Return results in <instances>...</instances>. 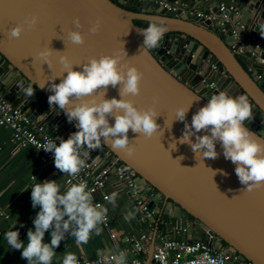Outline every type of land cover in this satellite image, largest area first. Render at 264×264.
<instances>
[{
	"label": "water",
	"instance_id": "obj_1",
	"mask_svg": "<svg viewBox=\"0 0 264 264\" xmlns=\"http://www.w3.org/2000/svg\"><path fill=\"white\" fill-rule=\"evenodd\" d=\"M219 1L182 0V3L197 10L213 8L220 14L216 6ZM31 15L39 17L38 24L31 29L24 25L21 37L9 40L7 30L23 24L25 17ZM76 17L83 25V45L67 40L68 31L76 30L73 24ZM153 17L165 19L168 31L158 47L143 52V37L138 30L146 27L134 20L149 21ZM230 17L235 19L236 29L264 40V0L248 1L238 15ZM97 19L101 21V29L90 34L88 29ZM220 23V19L190 17L183 9L169 11L156 0H0V94L11 98L14 104H21L32 118L50 121L53 131L62 127V135L75 127L58 108L49 106L48 96L52 93L39 88L51 75L62 77L60 56H67L74 69L80 70L90 58L120 54L122 63L135 66L143 74L140 94L126 99L141 109L153 106L154 98L158 99L155 107L160 113L157 123L161 130L151 139L138 138V134L129 130L133 140L130 146L135 148L133 155L102 144L118 157L123 167L137 173L140 184H149L157 191L154 197H149L150 206L156 211L151 219L156 229L148 261L152 259L158 235L183 230L186 240L198 241L208 233L220 247L222 240L228 243L229 250L240 259L264 264V188L245 191L235 174V165L224 158L219 144L217 159L195 157L189 145L179 143L184 123L174 121L178 107L192 104L186 117L191 123L192 115L213 94L220 91L233 96L243 94L252 105L253 115L245 125L254 138L264 142V83L257 77L264 74V66L248 47L246 56H237L233 51L237 40L232 36V25L227 26L230 30L226 32ZM49 47L53 50L51 68L37 59L38 52ZM256 53L264 56L260 50ZM59 82L57 78L56 83ZM29 84L35 91L32 97L21 91ZM100 96L98 93L97 97ZM113 97L120 98L119 86L108 87L105 98ZM203 134L202 131L200 135ZM192 139L195 141V137Z\"/></svg>",
	"mask_w": 264,
	"mask_h": 264
},
{
	"label": "clouds",
	"instance_id": "obj_2",
	"mask_svg": "<svg viewBox=\"0 0 264 264\" xmlns=\"http://www.w3.org/2000/svg\"><path fill=\"white\" fill-rule=\"evenodd\" d=\"M38 22L37 15L25 17L23 24L7 30V38L19 39L25 31L24 25L31 29ZM73 24L76 30L68 31L67 40L74 45H83V25L79 17L74 18ZM100 29L101 21L97 19L88 31L97 34ZM167 31L165 19L151 18L146 28L138 30L143 37L141 50L146 52L158 47ZM52 51L49 47L37 54V59L49 68ZM123 51L127 55L124 47ZM59 63L62 65V77L51 75L46 82L39 84V88H47L52 93L48 96L49 106L58 108L77 129L66 140L60 138L59 143L57 139L48 140L40 146L45 152L52 153L54 166L60 173L76 177L86 166L89 152L85 149L97 150L102 144L133 155L135 148L130 146L133 140L129 137V130L138 134V138L143 136L145 139H151L160 132L161 126L157 123L160 113L155 107L157 98H154L153 106L144 109L126 99L140 94L143 74L135 66L122 63L120 54L90 58L80 70L74 69L67 56H60ZM57 78H60L59 83H56ZM109 86H119V99L105 98ZM21 91L28 97L35 92L31 84L22 87ZM98 93H101L100 98ZM191 107L192 104L175 109L174 121L184 123L179 143L189 145L195 157L199 155L203 160L217 159L219 144L224 158L235 165V174L245 186V191L264 188V142L254 138L253 132L245 125V121L253 117L248 97L243 94L233 96L227 91L213 94L188 123L186 117ZM110 118L114 123L110 124ZM202 131L205 134L200 135ZM117 195L113 192L105 200L115 205ZM93 201V193L86 182L69 180L63 191L56 180L35 183L31 186V203L32 208H39V211L33 218L34 227L28 230L25 243L20 239L16 224H13L12 228L16 230H8L4 234L9 248L21 250V258L27 264H53L55 249L67 236L73 237L79 247L86 245L93 234H101L99 226L105 223L108 208ZM46 233H50L48 242L45 241ZM98 257L97 264H126L127 261L125 252L120 250L99 252ZM62 264H79V261L76 254L67 252Z\"/></svg>",
	"mask_w": 264,
	"mask_h": 264
},
{
	"label": "built area",
	"instance_id": "obj_3",
	"mask_svg": "<svg viewBox=\"0 0 264 264\" xmlns=\"http://www.w3.org/2000/svg\"><path fill=\"white\" fill-rule=\"evenodd\" d=\"M156 1L160 2L169 11L183 9V13L190 17H199L210 21L220 19V26L226 32L230 30L226 28L231 24L232 36L237 40V44L233 45L234 53L240 57L246 56L245 48L248 47V51L256 56V61L264 66V56L256 53V50L264 53V40H258L257 35L249 37L247 33L236 29L235 19L230 17V14L238 15L240 13V5L236 2L220 0L216 5L220 14H217L213 8L198 10L191 7L184 8L186 5L180 0L175 3L168 0ZM250 41H252V45H249ZM257 77L264 83V74H258ZM213 86L212 83L211 87ZM0 127H5L10 131L11 141L16 143L19 148L31 147L39 163L44 167H53L61 175L67 186L69 180L74 183L86 182L88 189L93 193L94 204L105 206L107 202L105 197L110 195L105 188L111 173L115 172L119 181L125 184L130 199L141 212L143 219L148 221L150 227L148 231L128 239L131 248H123L119 245L121 234L112 226L110 214L107 213V219L102 226L113 243L114 248L112 251L125 252L126 264H254L249 260L240 259L237 253L229 249L221 248L212 241V237L208 233H205L203 238L198 241L158 235L152 259L148 261L147 255L153 239L151 235L153 221L151 219L156 215L155 209L150 206L149 197L150 195H153V197L156 195L155 188H151L149 184H140L137 173L130 168L123 167V163L119 162L118 157L103 145L97 150L85 149L89 152L86 158V166L76 177H69L67 174L60 173L54 166L52 153L45 152L40 149V146L48 140L57 139V143H59V139H63L65 135L51 132L50 127L53 128V126L50 121L43 122L38 118H32L31 114L21 104H14L11 99L1 94ZM98 259V256L94 258L81 257L78 258V261L79 264H97Z\"/></svg>",
	"mask_w": 264,
	"mask_h": 264
},
{
	"label": "crops",
	"instance_id": "obj_4",
	"mask_svg": "<svg viewBox=\"0 0 264 264\" xmlns=\"http://www.w3.org/2000/svg\"><path fill=\"white\" fill-rule=\"evenodd\" d=\"M221 1L236 2L238 5L243 3L240 6V11H242L250 0ZM74 128L63 139L66 140L72 132H75ZM52 129L50 127L51 132ZM61 131L62 127H56L53 132L60 135ZM33 176L36 179H33ZM44 180H56L62 191L68 187L53 167H44L39 163L31 147L19 148L16 143L11 141L10 131L5 127H0V264H27V261L21 258V250L9 248L4 234L8 230L18 229L20 239L26 243L27 232L34 227L33 218L39 211V208H32L31 186ZM105 190L110 195L113 192L118 194L115 205L106 202L105 206L108 208L112 226L121 234L119 245L123 248H131L128 239L148 231L150 229L148 221L140 216L141 212L133 204L125 184L119 181L115 172L111 173ZM13 224H16V229L12 228ZM99 227L101 234L99 236L93 234L86 245L79 247L73 237L67 236L65 241H62L60 246L55 249L56 255L53 258V264H62L63 257L67 252L76 254L77 258H94L98 256L99 252H111L114 248L113 243L103 226ZM155 229L156 224L153 222L152 237H154ZM161 235L184 238L183 230L170 233L165 231ZM45 241H50V233L45 234ZM147 256L149 257V252Z\"/></svg>",
	"mask_w": 264,
	"mask_h": 264
},
{
	"label": "trees",
	"instance_id": "obj_5",
	"mask_svg": "<svg viewBox=\"0 0 264 264\" xmlns=\"http://www.w3.org/2000/svg\"><path fill=\"white\" fill-rule=\"evenodd\" d=\"M135 24L139 25V26H142V27H147L148 26V22L149 21H144V20H134ZM76 129V128H75ZM77 130V129H76ZM176 238H182L180 236H175ZM220 245V244H219ZM221 248H224V249H229V245L228 243H226L225 241H221Z\"/></svg>",
	"mask_w": 264,
	"mask_h": 264
},
{
	"label": "rangeland",
	"instance_id": "obj_6",
	"mask_svg": "<svg viewBox=\"0 0 264 264\" xmlns=\"http://www.w3.org/2000/svg\"><path fill=\"white\" fill-rule=\"evenodd\" d=\"M197 232L199 233V235L200 234L203 235V233H204L202 230H200V231L198 230Z\"/></svg>",
	"mask_w": 264,
	"mask_h": 264
},
{
	"label": "flooded vegetation",
	"instance_id": "obj_7",
	"mask_svg": "<svg viewBox=\"0 0 264 264\" xmlns=\"http://www.w3.org/2000/svg\"><path fill=\"white\" fill-rule=\"evenodd\" d=\"M154 53H156V55H158L157 52H154ZM178 78L182 79L183 77H181L180 75H178ZM200 235H201V234H200Z\"/></svg>",
	"mask_w": 264,
	"mask_h": 264
}]
</instances>
